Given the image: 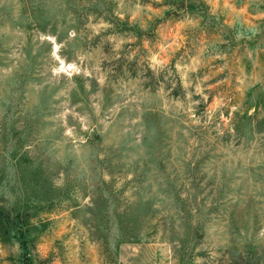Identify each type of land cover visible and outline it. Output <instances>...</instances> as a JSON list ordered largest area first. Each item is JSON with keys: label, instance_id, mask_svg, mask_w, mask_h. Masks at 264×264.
I'll return each mask as SVG.
<instances>
[{"label": "rangeland", "instance_id": "374dc122", "mask_svg": "<svg viewBox=\"0 0 264 264\" xmlns=\"http://www.w3.org/2000/svg\"><path fill=\"white\" fill-rule=\"evenodd\" d=\"M0 264H264V0H0Z\"/></svg>", "mask_w": 264, "mask_h": 264}]
</instances>
